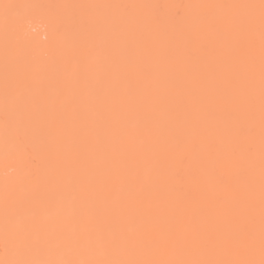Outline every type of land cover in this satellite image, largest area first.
<instances>
[{"label": "bare ground", "instance_id": "obj_1", "mask_svg": "<svg viewBox=\"0 0 264 264\" xmlns=\"http://www.w3.org/2000/svg\"><path fill=\"white\" fill-rule=\"evenodd\" d=\"M0 2V259H260V0Z\"/></svg>", "mask_w": 264, "mask_h": 264}, {"label": "snow or ice", "instance_id": "obj_2", "mask_svg": "<svg viewBox=\"0 0 264 264\" xmlns=\"http://www.w3.org/2000/svg\"><path fill=\"white\" fill-rule=\"evenodd\" d=\"M34 7L31 5H21L14 3L0 2V12H2L5 21V33L7 37L8 22L10 19L15 20L19 16L20 9ZM95 7H110L120 10L122 16L130 15V10L140 7L138 5H103ZM202 7L208 9L227 8V9H243L247 10V15L244 16L240 23L243 29L248 33L247 46L249 50L248 68L250 75L255 72V56L253 49L255 46L254 32L259 24V101L261 113V126L264 128V0H260L259 4H233V5H204ZM7 61V51H6ZM250 83L254 80L250 79ZM5 113L8 115V77H7V62L5 76ZM254 186L250 187V195H254ZM259 252L260 259H243V260H222V259H178L170 261H143V260H121V259H104V260H55V259H39L33 256L34 245L29 244L27 240L18 233H12L7 227V208L6 221L4 232V247L5 259H0V264H264V137H262V150L260 159V181H259ZM91 243V242H90ZM100 247L107 250L108 248L117 247L116 241L95 242ZM138 242L135 240H126V246L134 247ZM245 249L252 253L256 247V237L254 232H250L247 241L244 245ZM12 251V257L8 258L9 251ZM62 249L57 247V252Z\"/></svg>", "mask_w": 264, "mask_h": 264}]
</instances>
